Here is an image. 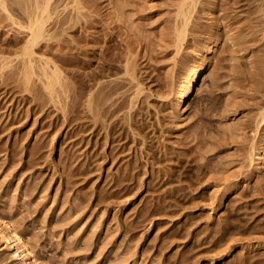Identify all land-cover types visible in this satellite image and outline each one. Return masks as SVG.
Instances as JSON below:
<instances>
[{"label": "rangeland", "instance_id": "1", "mask_svg": "<svg viewBox=\"0 0 264 264\" xmlns=\"http://www.w3.org/2000/svg\"><path fill=\"white\" fill-rule=\"evenodd\" d=\"M35 2L0 6V225L36 264H264V0H52L29 79Z\"/></svg>", "mask_w": 264, "mask_h": 264}, {"label": "bare ground", "instance_id": "2", "mask_svg": "<svg viewBox=\"0 0 264 264\" xmlns=\"http://www.w3.org/2000/svg\"><path fill=\"white\" fill-rule=\"evenodd\" d=\"M34 2H35V0H33ZM40 1H43V0H38V2H40ZM83 0H73V2L72 3H74V7H73V9H74V13L78 16L80 13H81V11L84 9V4L86 3V4H88V3H91V1H93V0H84L83 2H82ZM187 1H191V3H187V5L188 4H190V6L191 5H193L192 6V11H193V7H194V4H195V0H187ZM27 2V1H26ZM38 2H37V0H36V2H35V5L36 6H34V9H35V7H36V9H35V11H33L32 12V10H30L27 14H28V17H26V19H25V22L23 23V21L21 22V21H19V22H17V21H15L14 22V25L16 24L17 25V27H20L21 29H24V30H26L27 32H28V34H27V37H28V40L25 42V47H24V50H23V52H22V54H20L21 56H18V57H21L22 58V65H24V67H22V65H21V67L23 68V69H25V70H27V71H25V70H23V72L22 73H24V71L26 72V73H28L29 75V79H30V76H33V71H32V65H31V63H32V61H31V59H32V55L34 54V48L35 47H37L39 44H40V42H42V40H45V38L47 37V32H46V28H48V27H46L47 25V22H50L49 20H51V18L53 17V13L51 12L50 13V11H49V8H50V4H51V2H52V0H45V1H43L44 3H39L41 6H39V4H38ZM8 3V2H7ZM14 4H17V2H15ZM19 4V3H18ZM43 4V5H42ZM85 4V5H86ZM9 5V4H8ZM29 5V4H28ZM34 5V4H33ZM73 5V4H72ZM186 5V6H187ZM0 6L3 8V11H5L6 10V0H0ZM26 6V5H25ZM83 6V7H82ZM185 6V4H182V6H181V8H180V11L179 12H181V14H182V20H181V23L182 24H180L181 25V27H180V25H179V29H177L178 30V32H176L177 33V47L178 48H180L181 46H183V43H184V41H185V38H186V32H187V26H188V24H189V21L191 20L190 19V15H191V13L189 12V10H188V13L186 12L187 10L184 8V7H186ZM0 7V8H1ZM22 7H23V5H22ZM29 7V6H28ZM31 7V6H30ZM68 7V6H67ZM1 8V9H2ZM65 8V7H64ZM188 8V7H187ZM191 8V7H190ZM30 9V8H29ZM33 9V8H32ZM33 9V10H34ZM28 11V10H27ZM56 11V10H55ZM7 12V11H6ZM7 14V13H6ZM26 14V15H27ZM51 14H53V15H51ZM74 14V15H75ZM9 15V14H8ZM10 16V15H9ZM52 16V17H51ZM55 16V15H54ZM8 17V16H7ZM74 17V16H73ZM71 17H69V21H71V23H73V24H75V21H76V24H78V17L77 18H71ZM61 20V19H60ZM11 21H13V19L11 20ZM69 21H67L68 23H69ZM73 21V22H72ZM61 22H64V24H65V21L63 20V21H60V23ZM59 25V24H58ZM69 25V24H68ZM61 27L63 26L62 24L60 25ZM71 26H73L72 24H71ZM70 26V27H71ZM46 27V28H45ZM64 28V27H63ZM26 32V33H27ZM47 38H49V37H47ZM46 38V39H47ZM52 38V37H51ZM46 41V40H45ZM204 45V44H203ZM220 45H221V43H220V39L219 40H217L215 43H214V45H213V47L210 49V52H209V56H211V55H213V54H215V53H217L218 52V50H219V47H220ZM205 46V45H204ZM211 47V46H210ZM202 57H204L202 54H197L196 55V58H197V60H201L202 59ZM34 60V59H33ZM209 60V59H208ZM34 62V61H33ZM210 62V61H209ZM46 65H48L47 63H46ZM208 65L209 64H207V63H203L202 65H200V67L197 69V70H195L194 71V69H191L190 70V72H189V80H188V83H187V85H186V87L182 90V91H180L179 92V100H178V103H177V110H183V109H185L186 108V106H187V104H188V102H189V100L191 99V96H190V92L194 89V88H196V86H198L199 85V82L201 81V79H202V77L204 76V74H206V71H207V69H208ZM56 67V66H55ZM44 68H45V66H44ZM46 68H47V66H46ZM48 69L50 70V68H47V70L46 69H44V71H42L43 73H44V75H43V77L45 76L46 78H48L47 79V81H51L52 79H55L54 77L57 75V74H59L58 72H59V70H57V68H55V70H52L51 71V74H53V78H51V76H49V71H48ZM22 70V69H21ZM42 70H43V68H42ZM32 72L31 74L29 73V72ZM46 71H48V72H46ZM194 72V73H193ZM26 73H24V74H26ZM42 73V74H43ZM57 73V74H56ZM56 74V75H55ZM23 75V74H22ZM188 75V74H187ZM28 76H25L26 78L28 77ZM24 76H23V80H24V78H25ZM44 77V78H45ZM45 78V79H46ZM51 78V80H49ZM56 78L58 79L59 77H57L56 76ZM187 78V79H188ZM28 78L27 79H25V81H24V84H25V82H27L26 84H28V81L27 80H29ZM56 79V80H57ZM54 81V80H53ZM52 81V82H53ZM52 82L50 83V84H52ZM25 84V85H26ZM44 84H46V83H44ZM50 84H48V86H50ZM54 84V83H53ZM29 85V84H28ZM47 85V84H46ZM46 85H45V87H46ZM47 86V87H48ZM54 86V85H53ZM25 87H28V86H25ZM50 87H48V88H46V89H49ZM51 90L53 89V87H51L50 88ZM49 89V90H50ZM93 96V95H92ZM111 97V96H110ZM93 98H94V96H93ZM106 98V97H105ZM90 102H92L93 100L90 98ZM89 102V103H90ZM98 104V103H97ZM103 104H105V103H103ZM88 105H90V104H88ZM91 105H93V104H91ZM90 105V106H91ZM96 105V104H95ZM99 105H102V104H99ZM98 105V106H99ZM90 106H88V108L90 107ZM97 106V107H98ZM103 106V105H102ZM92 107V106H91ZM90 107V108H91ZM104 107V106H103ZM90 108H89V111H90ZM100 109V108H99ZM102 109V108H101ZM92 110V109H91ZM96 111H97V109H96ZM261 115V119L259 118V120H260V122H258V123H260V125L262 124V122L264 121V113L262 114H260ZM260 125H258V126H260ZM258 126L256 125V131L259 129L258 128ZM255 131V130H254ZM253 137V136H252ZM255 137H256V135H255ZM254 137V138H255ZM255 140V139H254ZM257 141V140H256ZM254 145V144H253ZM253 145L251 144V148H249V149H251V150H249V152H250V156L249 157H257L256 159L257 160H259L257 163V170H260V169H262L263 167H264V156L262 155V154H260L259 152H256V150H255V148L253 147ZM255 146H257V145H255ZM263 149H264V147H263ZM255 151V152H254ZM250 162H252V159H248ZM212 169V168H211ZM237 178V177H236ZM226 181V180H225ZM225 183V182H224ZM239 181H236V183L235 184H231V185H233V186H231V188L228 190V191H226L225 193H224V196H223V199H222V202H221V205L220 206H222L224 203H223V201L226 199V198H228V197H230V196H232L237 190H238V187H239ZM227 184V183H226ZM229 184V183H228ZM227 184V185H228ZM224 185V184H223ZM229 187V186H228ZM224 188H227V187H224ZM0 235H1V238L4 240V242L6 243V250H14V256H13V258L15 259V260H19V262H21L22 264H36V262L35 261H32V259H31V251L28 249V247H27V245H26V243H25V241L23 240V238L20 236V234H18L16 231H14V230H12V229H10V227H8V225L7 224H1L0 225ZM229 248V247H228ZM232 249V248H231ZM225 250H227V248L225 249ZM220 255V256H219ZM218 255V258H216V260L217 261H223V260H225V259H228L229 257H231L232 255H233V253H232V251L231 250H227V252H225L224 254H219ZM35 262V263H34ZM37 264H39V263H37ZM41 264V263H40ZM43 264V263H42Z\"/></svg>", "mask_w": 264, "mask_h": 264}]
</instances>
